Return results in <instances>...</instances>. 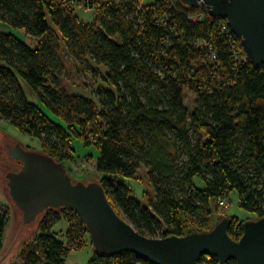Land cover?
<instances>
[{"label":"trees","instance_id":"16d2710c","mask_svg":"<svg viewBox=\"0 0 264 264\" xmlns=\"http://www.w3.org/2000/svg\"><path fill=\"white\" fill-rule=\"evenodd\" d=\"M0 20L24 30L23 38L0 31V122L39 139L68 171L85 150L112 205L140 233L211 230L233 191L264 217V64L247 58L226 18L181 0H0ZM65 55L90 87L65 85ZM142 167L154 190L146 203L124 180ZM42 218L20 264H66L73 246L92 244L74 210L50 208ZM9 221L0 206V251ZM243 231L234 217L230 235L239 240ZM200 263L219 259L202 255ZM86 264L152 263L94 251Z\"/></svg>","mask_w":264,"mask_h":264},{"label":"water","instance_id":"95a60500","mask_svg":"<svg viewBox=\"0 0 264 264\" xmlns=\"http://www.w3.org/2000/svg\"><path fill=\"white\" fill-rule=\"evenodd\" d=\"M205 4L211 17H224L254 64H264V0H181ZM9 155L22 162L7 173L9 193L29 224L50 208L74 210L99 255L133 252L152 264H201L202 255H215L219 264H264V217L243 222V235L234 239L231 217H222L208 231L183 236L150 237L140 233L112 205L99 181L74 180L54 157L21 143H8Z\"/></svg>","mask_w":264,"mask_h":264},{"label":"rangeland","instance_id":"374dc122","mask_svg":"<svg viewBox=\"0 0 264 264\" xmlns=\"http://www.w3.org/2000/svg\"><path fill=\"white\" fill-rule=\"evenodd\" d=\"M77 14L82 20L92 21L94 18L93 11L87 9H78ZM0 31L13 32L20 38L24 36V30L13 27L8 22L0 20ZM66 86L76 91L88 88L93 81L89 75L79 68L77 62L70 56L65 55V70L62 76ZM85 87V88H84ZM30 93V91L28 90ZM195 95L192 92L186 93V102L189 107H193V100ZM19 141V142H18ZM8 143H21L23 146L32 150L41 151V142L39 139L31 137L17 126L12 124L0 123V206H6L9 210V223L4 231L3 247L0 251V264H20L22 258V251L30 243L35 240V237L40 233V221L43 219L41 214L37 220L32 223H25L23 220L22 211L13 201L9 187L7 185V173L9 171H17L21 168L22 162L13 160L9 156ZM35 148V149H33ZM81 154L76 160L68 164L70 173L75 180L85 182L97 181L101 173L97 172L95 165V158L84 155L85 150H81ZM128 185L132 187L134 195H138L145 199V203L149 197L153 195L152 184L149 180L147 169L140 168L136 177L132 180L124 179ZM197 182L203 185L201 180ZM145 195V197H144ZM217 215L222 217H234L240 222L248 219H256L257 216L245 209L240 204V197L236 191L230 194V201L228 207L217 205ZM58 228H62L63 236H65L64 223H59ZM88 245L83 249L73 248L70 250L66 258V264H86L94 255V246L88 240Z\"/></svg>","mask_w":264,"mask_h":264},{"label":"built area","instance_id":"2783aa9c","mask_svg":"<svg viewBox=\"0 0 264 264\" xmlns=\"http://www.w3.org/2000/svg\"><path fill=\"white\" fill-rule=\"evenodd\" d=\"M220 206H222V207H228V201L226 199L220 201Z\"/></svg>","mask_w":264,"mask_h":264},{"label":"flooded vegetation","instance_id":"af4514ba","mask_svg":"<svg viewBox=\"0 0 264 264\" xmlns=\"http://www.w3.org/2000/svg\"><path fill=\"white\" fill-rule=\"evenodd\" d=\"M19 142V141H18ZM13 144V143H12ZM8 147H9V145H8ZM10 156V155H9ZM18 161V160H17ZM20 162V161H19Z\"/></svg>","mask_w":264,"mask_h":264}]
</instances>
